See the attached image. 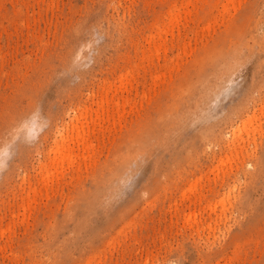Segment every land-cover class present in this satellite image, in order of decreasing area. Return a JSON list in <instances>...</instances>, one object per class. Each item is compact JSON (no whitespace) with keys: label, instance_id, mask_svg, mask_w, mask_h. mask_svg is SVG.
Listing matches in <instances>:
<instances>
[{"label":"rangeland","instance_id":"obj_1","mask_svg":"<svg viewBox=\"0 0 264 264\" xmlns=\"http://www.w3.org/2000/svg\"><path fill=\"white\" fill-rule=\"evenodd\" d=\"M0 264H264V0H0Z\"/></svg>","mask_w":264,"mask_h":264},{"label":"bare ground","instance_id":"obj_2","mask_svg":"<svg viewBox=\"0 0 264 264\" xmlns=\"http://www.w3.org/2000/svg\"><path fill=\"white\" fill-rule=\"evenodd\" d=\"M159 46V45H158ZM154 47V46H153ZM157 53H158V51H157ZM214 95V94H213ZM114 112V111H113ZM202 115V114H201ZM79 137V136H78ZM62 148V147H61ZM73 149V148H72ZM83 151V150H82ZM58 153V152H57ZM62 153V152H61ZM59 154V153H58ZM54 159V158H53ZM126 173V172H125ZM121 191V190H120Z\"/></svg>","mask_w":264,"mask_h":264}]
</instances>
